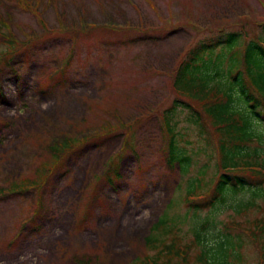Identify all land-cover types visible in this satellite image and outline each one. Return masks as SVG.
<instances>
[{
    "label": "rangeland",
    "instance_id": "rangeland-1",
    "mask_svg": "<svg viewBox=\"0 0 264 264\" xmlns=\"http://www.w3.org/2000/svg\"><path fill=\"white\" fill-rule=\"evenodd\" d=\"M23 1L28 9L0 0L2 32L24 46L10 51L0 38V190L38 186L0 196V264H140L153 255L145 240L164 213L174 230L161 238L190 245L187 264H200L195 231L208 258L222 261V244L225 264L261 263L262 251L230 224L254 231L264 197L244 190L187 208L188 183L200 177L203 191L215 180L217 143L181 112L173 130L190 159L182 174L168 163L162 117L186 51L224 32L263 35L264 0ZM254 125L259 140L248 147L262 163L264 124ZM67 137L86 140L40 179L49 148ZM109 160L115 175L106 174Z\"/></svg>",
    "mask_w": 264,
    "mask_h": 264
},
{
    "label": "trees",
    "instance_id": "trees-1",
    "mask_svg": "<svg viewBox=\"0 0 264 264\" xmlns=\"http://www.w3.org/2000/svg\"><path fill=\"white\" fill-rule=\"evenodd\" d=\"M25 8L29 5L23 0H18ZM4 24V23H2ZM42 27L50 33V30L41 22ZM0 26V38L10 47V51L17 50L13 47L23 48V44L13 39L12 34H4ZM263 35H257L247 39L241 32H224L219 37L205 42H199L189 48L180 60L172 75L171 91L175 98L171 106L164 111L162 127L167 133L166 155L170 165L176 162L180 164L182 174L190 167V159L185 155V150L177 147L175 141L174 126L179 114L186 111L184 116L188 124L195 126L199 131L205 125L210 127L216 141V149L219 156L217 172L212 184L201 191L207 183L196 177L188 183L184 203L190 210L213 207L215 203L224 202V196L228 193L237 194L249 190L252 197H264V191L259 185L264 184V162L256 161L258 153L254 148L250 153L249 145L259 140L254 129V124H264V25ZM22 44V45H21ZM263 111L256 113V109ZM161 120V113L158 115ZM113 127L106 125L101 130ZM72 137L63 138L49 148L50 159L44 162L39 169V178L49 173L55 166L69 155L81 141ZM80 141V142H79ZM254 158V159H252ZM113 161L106 165V174L114 173ZM203 176V171H199ZM109 183L113 180L107 177ZM24 182V181H23ZM254 182L255 187L251 186ZM209 183V182H208ZM35 181H26L21 185L13 184L1 194H11L18 190L26 191L36 187ZM249 186L248 189H245ZM199 196V197H198ZM198 197V198H197ZM171 203V202H170ZM249 206H253L250 204ZM170 208V204L167 206ZM237 210L242 208L237 205ZM171 222L167 213H164L150 228V235L146 238L148 250L153 255L146 254L141 258L140 264H187L189 246H180L177 238H171L169 244L164 237L173 233L174 227L168 226ZM256 232L251 229L247 232L258 250L262 251L260 262H264V217L254 222ZM237 227V225H234ZM238 227H240L238 225ZM237 227V228H238ZM252 231V232H249ZM196 244L201 247L198 262L202 264H225V255L228 249L218 247L217 256L208 258V251L202 244L200 233L195 231ZM229 244V243H228ZM233 248V244H229ZM149 253V252H148ZM91 259L83 257L76 264H92Z\"/></svg>",
    "mask_w": 264,
    "mask_h": 264
}]
</instances>
